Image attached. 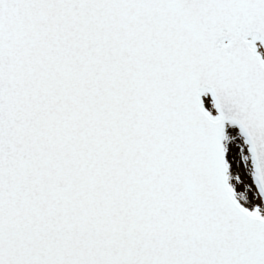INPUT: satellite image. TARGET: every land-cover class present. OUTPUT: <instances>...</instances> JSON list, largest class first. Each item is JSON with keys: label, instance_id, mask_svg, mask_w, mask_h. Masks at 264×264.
<instances>
[{"label": "snow or ice", "instance_id": "1", "mask_svg": "<svg viewBox=\"0 0 264 264\" xmlns=\"http://www.w3.org/2000/svg\"><path fill=\"white\" fill-rule=\"evenodd\" d=\"M0 264H264V0H0Z\"/></svg>", "mask_w": 264, "mask_h": 264}]
</instances>
